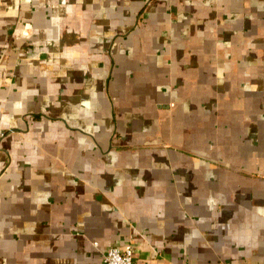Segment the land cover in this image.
I'll return each instance as SVG.
<instances>
[{"label": "crops", "instance_id": "0c3cea01", "mask_svg": "<svg viewBox=\"0 0 264 264\" xmlns=\"http://www.w3.org/2000/svg\"><path fill=\"white\" fill-rule=\"evenodd\" d=\"M261 38L264 0H0V264H264V157L205 151Z\"/></svg>", "mask_w": 264, "mask_h": 264}, {"label": "rangeland", "instance_id": "374dc122", "mask_svg": "<svg viewBox=\"0 0 264 264\" xmlns=\"http://www.w3.org/2000/svg\"><path fill=\"white\" fill-rule=\"evenodd\" d=\"M261 43L259 45V60L264 62V38H261ZM263 64V63H262ZM244 73V76L247 78L250 75L249 69L242 70ZM241 71V72H242ZM230 73V76H235L236 70H233V73ZM255 76H258V78L254 79V81H259V84H249L244 85L242 87L241 92L244 93V98L239 103L240 105H243L242 109L235 110L233 114H236V118L240 121V117H243V129L241 132H236L232 130V125H229L228 131L224 127H222V131L217 132L214 131L213 134H211V140L210 137L207 139V146L208 148L205 149L206 152H209L211 156H219V157H227L228 160H231L232 158H239V160L243 157H247L251 154L252 148H254L255 152H260V156L264 157V68H259L254 70ZM254 76V77H255ZM239 85H235L234 83H228L226 87H224V91L227 92L228 95H233L237 93V87ZM247 98V99H245ZM245 99V100H244ZM251 99V100H249ZM235 100V99H234ZM230 102H220L223 103L222 105H229V104H237L240 101H237L235 103L233 100H229ZM225 111V110H224ZM221 114H215L217 116L219 115H225L227 112H220ZM230 113V112H229ZM234 117V116H232ZM219 127V128H221ZM217 137H224L226 139V142L231 143V145L236 147L231 149H224V148H218L215 147L213 144L215 143V139ZM205 140L206 138L203 136L196 138V141L202 142V140ZM203 140V141H204ZM254 140V141H253ZM255 140H257L255 142ZM252 142H254V146H252ZM251 143V144H250ZM256 143V145H255ZM238 147V148H237ZM259 148V149H257ZM238 149V150H237ZM200 152H203L201 150ZM198 155V154H197ZM240 167L229 165L227 168L230 170V168ZM244 167H246L244 165ZM261 168H264L262 165ZM246 171V170H245ZM262 173V171H260ZM257 175V174H255Z\"/></svg>", "mask_w": 264, "mask_h": 264}, {"label": "built area", "instance_id": "2783aa9c", "mask_svg": "<svg viewBox=\"0 0 264 264\" xmlns=\"http://www.w3.org/2000/svg\"><path fill=\"white\" fill-rule=\"evenodd\" d=\"M102 264H135L134 251L131 244H127L122 248L109 247L104 255ZM218 264H236L233 262H220Z\"/></svg>", "mask_w": 264, "mask_h": 264}]
</instances>
